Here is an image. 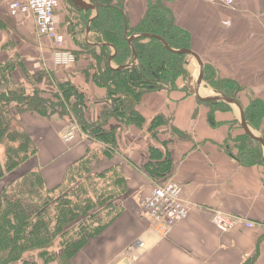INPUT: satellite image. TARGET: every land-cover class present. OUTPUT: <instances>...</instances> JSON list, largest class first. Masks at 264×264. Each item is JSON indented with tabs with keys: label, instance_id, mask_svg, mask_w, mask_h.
<instances>
[{
	"label": "crops",
	"instance_id": "crops-1",
	"mask_svg": "<svg viewBox=\"0 0 264 264\" xmlns=\"http://www.w3.org/2000/svg\"><path fill=\"white\" fill-rule=\"evenodd\" d=\"M10 1L0 0V62L19 56L30 66L29 62L38 60L45 68L56 71L62 80L76 83L85 92L88 118L95 121L99 108L107 107L108 102L104 99L106 89L97 87L85 73L89 65L86 55L81 54L72 66L54 69L53 41L39 35L32 14L12 16ZM149 1H125L131 26L138 25L146 16ZM162 2L172 11L177 27L190 34L194 52L214 65L219 76L240 82L254 99L264 102V0H233L232 6L202 0ZM63 4L64 8L57 11L59 29L66 35L65 47L78 53L83 51L79 46L83 39L94 43V33L87 30L84 35H73L74 21L68 16L67 0ZM97 11L93 10L91 17ZM111 65L116 68L113 62ZM183 81H177V89L144 96L137 106L146 120L143 125L125 127L110 120V124L121 126L110 167H122L130 193L117 199L122 208L110 211V224L76 254L72 264H264V160L260 163L258 158L239 151V162L224 146L233 130L228 123L241 117L238 105L227 102L232 111H211L212 104L204 99L223 93L214 85L201 86L202 82L198 97L189 86L184 87ZM238 94L240 98L235 100L245 112L249 102ZM210 114L215 126L209 122ZM56 115L46 118L29 113L25 120L21 119L23 126H31L38 153L20 167L28 164V168L39 169L51 188L68 181L70 170L83 167L81 164L92 155L94 145L100 146L85 141L87 136L83 133L73 143H66L61 130L68 121ZM159 115L169 118L188 137L170 136L167 124L157 128V137L152 136L150 125ZM247 124L252 133L264 136V115L254 124L247 120ZM165 146L173 161L172 172L166 179L182 185V198L191 208L188 217L177 223L169 236L158 239L147 230L148 215L138 193L150 182L158 184L143 170L150 161L149 148L165 152ZM94 153L100 159L93 165L105 161L100 150ZM3 156L0 155L2 161ZM214 212L235 217L237 225L230 231H220L212 222ZM106 213H102L104 217ZM245 222L252 223V227ZM138 239L145 241V248L134 244Z\"/></svg>",
	"mask_w": 264,
	"mask_h": 264
},
{
	"label": "trees",
	"instance_id": "trees-1",
	"mask_svg": "<svg viewBox=\"0 0 264 264\" xmlns=\"http://www.w3.org/2000/svg\"><path fill=\"white\" fill-rule=\"evenodd\" d=\"M67 1L68 16L74 21L73 35H84L87 30L94 33V43L80 40L83 51L74 53L77 59L81 54L86 55L89 65L85 73L97 87L106 89L104 99L108 109L102 118L90 120L85 92L70 80H60L51 69L31 71L19 56L0 62V145H5L4 161L0 159V180L38 153V146L30 130L23 126L20 114L36 113L46 118L58 114L69 118L91 141L101 143L99 150L105 161L111 160L121 126L110 124V120L125 127L143 125L146 120L137 105L144 96L177 89V81L187 76L186 55L173 53L159 39L139 36L129 42L134 34L148 33L162 37L173 49H191L190 34L177 27L172 11L162 0H150L146 16L136 26L129 23L126 0H89L98 8L94 17H91L92 10L78 8L71 0ZM46 75L54 76L55 90L37 86ZM226 86L219 91L237 100L240 86L232 80H228ZM248 109L249 116L245 108L246 120L254 124L264 115V102L254 99ZM208 119L211 125H216L213 115ZM168 120L161 115L154 117L149 128L152 136L157 137V128ZM175 131L180 138L186 137L184 132L176 128ZM238 140L241 142L240 146L236 145L238 151L263 163L262 144L246 133ZM149 151L150 161L143 170L161 183L172 172L170 151L167 147L165 152L157 147H150ZM228 152L233 155L230 148ZM234 157L241 162L240 155ZM99 159L97 153L86 157L81 164L83 167H73L68 181L57 187H49L42 172L31 167L3 186L0 192V264L54 261L72 264L76 254L110 224V211L118 212L122 208L117 199L128 195L130 189L119 165L95 174L92 162ZM80 172L85 178L81 177L69 189H64ZM109 172L114 178L109 193L102 192L98 197L91 189L93 182L89 181L95 175L104 177ZM103 212H107L105 217ZM111 219L114 220V216Z\"/></svg>",
	"mask_w": 264,
	"mask_h": 264
},
{
	"label": "built area",
	"instance_id": "built-area-1",
	"mask_svg": "<svg viewBox=\"0 0 264 264\" xmlns=\"http://www.w3.org/2000/svg\"><path fill=\"white\" fill-rule=\"evenodd\" d=\"M207 3H221L232 6L233 0H202ZM60 0H11L10 14L14 17L32 14L35 19L39 35L46 36L53 41V63L58 68H66L77 62V55L65 47L66 35L60 31L57 10ZM78 125L71 122L68 131H61L62 139L67 143L76 138L75 129ZM183 187L173 179H166L156 184L151 192L141 201L142 207L148 215L149 231L158 239L170 235L173 227L186 219L190 213V204L182 198ZM214 225L222 232L230 231L237 225L235 217L214 212ZM248 227L252 223L245 222ZM137 247L145 248V241L138 239L134 243Z\"/></svg>",
	"mask_w": 264,
	"mask_h": 264
},
{
	"label": "rangeland",
	"instance_id": "rangeland-1",
	"mask_svg": "<svg viewBox=\"0 0 264 264\" xmlns=\"http://www.w3.org/2000/svg\"><path fill=\"white\" fill-rule=\"evenodd\" d=\"M66 1V0H65ZM67 3H68V1H67ZM67 5H69V4H67ZM68 7V6H67ZM64 8V4H63V0H60V6H59V8H58V10L59 9H63ZM57 10V11H58ZM135 35V34H134ZM133 36V35H132ZM54 51V50H53ZM203 60V59H202ZM203 62H204V77H203V83L201 84V86H206V85H214V88H216V89H224V88H226L227 86H226V84H227V82H228V80H232V79H227V78H222L221 76H219L220 74H218L217 73V70H216V67L214 66V65H212V64H208L207 62H205V60H203ZM29 64H30V66L32 67H30L29 65L27 66L28 67V69H37V70H33L34 72H37V71H45L46 69H48V68H45V66L43 65V63H39V61L38 60H35V61H32V62H29ZM53 66H54V69H59L60 70V68H57L54 64H53ZM63 69V68H62ZM61 69V70H62ZM185 69H186V71H187V76L186 77H184V78H181L182 80L184 79V85H186V86H184L185 88H188L187 86H189V89H191V88H195V85H196V83H197V80H198V77H199V72H200V67H199V64H198V62H197V60L193 57V56H186V59H185ZM46 72V71H45ZM43 73L44 75L46 74V73ZM60 80H62L60 77H58ZM53 80H54V76H49V75H46V77H45V79H44V81L42 82V83H40V84H38L37 86L39 87V88H45V89H53V90H55L56 88H55V84L53 83ZM232 81H234V83H235V85L237 86V85H239L240 86V93L241 94H243L244 96V98H246L247 100H248V102H249V104H247V107H245L246 108V110H247V115L249 116L250 115V110L248 109L249 107H250V105L252 104V100H254V97H253V94H252V92H249V91H246L245 89H246V87H244V86H242L241 84H240V82H238V81H236V80H232ZM72 82V81H71ZM74 83V82H73ZM76 84V83H75ZM191 86V87H190ZM212 87V86H211ZM80 89H82L83 90V88H81V87H79ZM200 89V88H199ZM200 91V90H199ZM191 92V91H190ZM244 92V93H243ZM151 93V92H150ZM149 93V94H150ZM220 93H221V91H220ZM148 94V93H147ZM196 95V94H195ZM217 96V95H216ZM213 97V96H212ZM105 98V97H104ZM237 98L239 99L240 98V96H239V94H237ZM237 99V100H238ZM202 100V99H201ZM205 100V99H204ZM207 101H216V102H219V104L217 105V106H213L212 105V109H211V111H214V110H219V111H222V112H224V111H232L230 108H231V106L229 105V104H227V102H224V101H222V100H207ZM141 103H139L138 105H140ZM211 104V103H210ZM137 105V106H138ZM108 108L105 106H103V108H99V110H98V117H97V119L99 118H102L105 114H106V110H107ZM89 113V112H88ZM232 113V112H231ZM27 114H29V113H22V114H20V118L22 119V120H25L27 117H25ZM56 115V114H55ZM56 116H59V115H56ZM59 117H61V116H59ZM62 119H64V120H66V121H68L67 123L68 124H66V125H64L63 126V128H62V130L63 131H68V129H67V127H68V125L70 124V120H69V118H67V117H62ZM169 119V118H168ZM171 122V123H170ZM228 124H230L231 125V128L233 129L229 134H228V138H227V140H226V142L224 143V146H227V145H229V148H230V150L235 154V155H237V156H239V151H238V149L236 148V145L237 146H240L241 145V142L238 140V138L241 136V135H243V134H245L244 133V131H243V129H242V127H241V119L239 118V120L238 119H235V120H233L231 123H228ZM29 130H30V132H31V134H32V128H31V126L30 127H27ZM167 130H168V132H169V134H170V136H172V135H174V136H176V137H179L180 138V135H178L177 133H176V131H175V125L172 123V121H169L168 120V122H167ZM61 130V131H62ZM75 134H76V137H82L83 136V134H82V132H81V130H80V127L78 126V128H77V130L75 129ZM186 134V133H185ZM87 136V135H86ZM188 136L186 135V137L185 138H187ZM185 138H182V139H185ZM75 140V139H74ZM73 140V141H74ZM92 139H89L88 138V136H87V138H86V140L85 141H90L89 143H96V145H98L99 143H97V142H94V141H91ZM72 142V141H71ZM71 142H69V143H71ZM68 143V142H67ZM73 143V142H72ZM90 145H92V144H90ZM100 146L98 147V146H95L94 145V147H93V145H92V147H93V153H91V154H94V152H95V150L96 149H98L99 150V148L101 147V143L99 144ZM0 149H1V153H0V155H4L3 157L5 158V145L4 144H1L0 145ZM3 149H4V152H2L3 151ZM262 152H263V160H264V147L262 146ZM97 156H99L98 154H97ZM92 163H94V160H93V162ZM26 165H28V164H26ZM26 165L24 166V167H20V168H18V169H16L14 172H11V173H9V175H7V176H5L3 179H1L0 180V192L2 191V189H3V186L5 185V184H7V183H9L13 178H15L19 173H21L22 171H24L25 169H27L28 168V166L26 167ZM110 165H111V163H110V160H107L106 159V161L105 162H99V165H92L91 167H93V172H95V174L97 173V172H101V171H103V170H106L108 167H110ZM87 167V166H86ZM116 171H118V170H116ZM111 172H109L108 174H105V176L104 177H98L97 175H95V176H93L92 177V179H91V181H89V182H93L92 184H91V189L92 190H95L96 192H97V194H98V197L100 196V195H102L101 193L103 192V193H107L108 192V189L110 188V185L112 184V180H114V178H111ZM85 178V174H83V172H80L78 175H77V177H75V178H73L72 179V181L71 182H69V185H67L66 186V188H64V189H69L72 185H73V183L75 182V181H79V179L80 178ZM158 182V181H157ZM156 182V183H157ZM155 184V183H154ZM152 182H150L149 184H148V186L149 187H147V188H144L143 190H141L140 191V193H138V195L140 196V199L142 200L147 194H149L150 192H151V190H152V188L155 186ZM88 187V186H87ZM109 193V192H108ZM107 195V194H106ZM105 195V196H106ZM147 230H149V225H148V228H147ZM40 264H43V262H41ZM44 264H59L57 261H54V262H49V263H44Z\"/></svg>",
	"mask_w": 264,
	"mask_h": 264
},
{
	"label": "water",
	"instance_id": "water-1",
	"mask_svg": "<svg viewBox=\"0 0 264 264\" xmlns=\"http://www.w3.org/2000/svg\"><path fill=\"white\" fill-rule=\"evenodd\" d=\"M74 5L78 8H81V9H88V10H96L97 9V6L93 5L92 3L89 2V0H71ZM139 36H153L157 39H159L165 46L168 50L172 51L173 53H177V54H183V55H187V56H193L198 64H199V67H200V72H199V77H198V80H197V87L195 85L196 88H191V92L198 95L199 96V87H200V84L203 82V77H204V62L202 60V58L200 57L199 54H197L196 52H194L192 49H173L169 46V44L160 36L158 35H151V34H135L131 37H129V42H132L135 38L139 37ZM205 100H224L228 103H231V104H235V105H238L239 108H240V111H241V126L242 128L244 129L245 133L247 135H249L253 140L255 141H258L260 144H262V146L264 147V138L263 137H260V136H257L255 135L254 133H252V131L249 129L248 127V124H247V120H246V116H245V112H244V109L241 105H239V103L234 99V98H230L224 94L222 95H218V96H215V97H211V98H208V99H205ZM127 260H124V262H126Z\"/></svg>",
	"mask_w": 264,
	"mask_h": 264
},
{
	"label": "flooded vegetation",
	"instance_id": "flooded-vegetation-1",
	"mask_svg": "<svg viewBox=\"0 0 264 264\" xmlns=\"http://www.w3.org/2000/svg\"><path fill=\"white\" fill-rule=\"evenodd\" d=\"M97 9H98V8H97ZM97 13H98V11H97ZM96 15H97V14H96ZM96 15H95V16H96ZM93 17H94V16H93Z\"/></svg>",
	"mask_w": 264,
	"mask_h": 264
},
{
	"label": "bare ground",
	"instance_id": "bare-ground-1",
	"mask_svg": "<svg viewBox=\"0 0 264 264\" xmlns=\"http://www.w3.org/2000/svg\"><path fill=\"white\" fill-rule=\"evenodd\" d=\"M199 93H200V91H199Z\"/></svg>",
	"mask_w": 264,
	"mask_h": 264
}]
</instances>
